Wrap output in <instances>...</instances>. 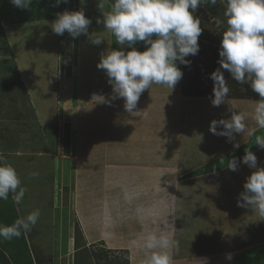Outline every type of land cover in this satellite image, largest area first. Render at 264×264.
I'll return each mask as SVG.
<instances>
[{
	"label": "rangeland",
	"instance_id": "1",
	"mask_svg": "<svg viewBox=\"0 0 264 264\" xmlns=\"http://www.w3.org/2000/svg\"><path fill=\"white\" fill-rule=\"evenodd\" d=\"M4 1L5 19L0 14V154L16 169L27 192L19 206L13 203L11 194L8 200H0V225H11L20 216L36 209L40 217L29 233L10 241L0 239V250L10 264H119L122 261L124 264L123 259L128 264H142L144 253L139 250V254L131 231L140 227L139 215L131 208L121 214L111 213L110 203L115 209L116 198L120 206L128 201L126 183L133 174L118 170L123 169L119 166L149 165L136 171L139 182L134 177L136 185L149 187V184L162 182L158 174L162 163L145 153L144 142L133 141L139 135L137 126L130 120L136 117L135 122H138L143 116L151 117L152 112L147 110L154 107L165 113L162 116H166L168 129L163 131L167 134L169 126L176 125L175 119H180L178 124L182 129L179 132L183 134L202 132L209 121V113L200 115V110L193 108L201 101L211 102L213 81L209 77L219 67L218 50L227 27L222 0L195 11L202 28L198 38L200 50L198 55L186 57L191 61L190 66L178 64L182 79L171 91L153 85L142 93L134 113L124 110L123 99L107 105L95 103L93 97L100 94L107 98L112 94L108 77L97 64L109 48L120 50L115 37L102 23H96L97 19H103L101 11L110 8V0H105L102 10L98 8V0H84L83 3L68 0L58 6L56 0H32L27 10L14 7L9 0ZM81 8L92 21L88 35L81 34L73 39L67 32L56 35L51 31L49 26L57 13ZM218 20L222 23H217ZM90 38H102L104 42L97 46ZM134 47L142 52L146 46L138 42ZM211 50L215 51V57L210 56ZM224 78L230 89L225 103L234 106L241 102L239 100L249 101L244 102L249 108L236 109L247 114L246 123L252 127L253 101L259 99L258 95L250 85L234 81L227 71H224ZM256 97L258 99H254ZM179 101L188 105L187 115L188 107L194 110L192 118H185ZM162 102L166 104L165 109L159 105ZM202 104L203 108L208 107L205 102ZM175 110L179 112L175 114ZM223 113L217 108L214 114ZM185 160L184 155L180 164H189ZM33 172L38 176L32 177ZM172 187L167 188L170 193L174 190ZM197 188L192 186L186 190L192 199L195 197L197 202L206 205L202 207L208 206L211 213H215L211 208L215 201H204L206 193L198 192ZM177 190H181L180 186ZM139 195L142 198L138 201L150 198L157 204L160 200L155 194L145 197L142 192ZM153 223L156 227L162 226L156 220ZM193 226L188 223V229ZM94 228L102 235L107 233L108 240L86 246L99 238L96 233L91 234ZM83 229L88 231L85 241L81 235ZM128 239L132 240L128 243ZM199 241L190 243L199 244ZM94 250L107 251V258L98 263L92 256Z\"/></svg>",
	"mask_w": 264,
	"mask_h": 264
},
{
	"label": "clouds",
	"instance_id": "2",
	"mask_svg": "<svg viewBox=\"0 0 264 264\" xmlns=\"http://www.w3.org/2000/svg\"><path fill=\"white\" fill-rule=\"evenodd\" d=\"M9 2L18 9L27 10L32 0ZM62 2L68 0H56V5ZM222 3L227 27L221 35L219 67L209 77L213 81L211 104L214 107L225 104L230 92L224 78V71H227L234 81L250 85L258 95L259 99L253 102L251 118L259 129H264V0H222ZM207 4L214 6L217 0H112L110 8L101 11L103 19H97L96 23H102L115 37L120 50L109 48L97 64L108 77L112 94L107 98L94 94L96 103L110 105L116 99H123L124 110L134 113L142 93L153 85L167 87L170 91L174 89L183 77L178 64L190 66L191 61L186 57L199 53L198 38L202 28L194 13ZM104 7L105 0H98V8ZM56 16L49 26L54 34L67 32L73 39L81 34L88 35L92 21L85 16L83 8ZM90 39L97 46L104 42L102 38ZM138 42L146 46L144 51L136 50L134 45ZM125 48L130 50L125 51ZM247 118L246 113L231 107L230 117L213 120L209 131L226 137L229 142L235 141V134L247 132L248 137H252L255 129H248ZM218 128L222 130L217 131ZM255 144L264 149V136L255 135ZM239 147V143H233V148ZM239 163L255 171L247 177L237 206L264 218V167L257 166V157L247 148L239 162L233 157L226 167L236 171ZM31 175L36 177L38 173ZM26 192L16 169L0 154V200H8L11 194L13 203L19 206ZM39 217L40 211L36 209L20 216L11 225H0V239L10 241L29 233ZM142 247V264H172L171 251L179 245L166 234L149 231Z\"/></svg>",
	"mask_w": 264,
	"mask_h": 264
},
{
	"label": "crops",
	"instance_id": "3",
	"mask_svg": "<svg viewBox=\"0 0 264 264\" xmlns=\"http://www.w3.org/2000/svg\"><path fill=\"white\" fill-rule=\"evenodd\" d=\"M0 1L5 4L4 0ZM3 5L0 3V14L2 16ZM239 101H241L238 103L239 105L229 106L225 103L219 107H211L209 101L199 102L201 107L198 106L193 109L200 110V115L205 112L209 113L207 117L209 121L202 132L194 135L179 132L182 129L178 124V122H181L180 119H175L176 125L174 127L169 126L171 128L168 134L164 132L163 129H168L167 121L164 119L166 116L163 118L165 113H161L154 107H149L147 110L150 113L152 112L151 117L146 118L143 116L138 122H135L136 117L130 120V122L134 121V125L138 129L136 132L139 135L133 141L137 143L144 142L145 153L162 163L161 167H158L160 171L158 174L159 177L161 176L162 182L149 184V187L148 185L147 187L142 186L140 183L136 185L137 181L134 179V177H137L139 182V174L136 171L146 169L149 165H123L119 166L123 169H118L120 171H131L133 175L126 183V187L129 188L127 192L128 201L120 206L119 198H116L117 206L115 205L114 209L110 203V212L114 211L121 214L125 209L131 208V211L135 210V213L139 215L137 219L140 227L131 230L132 239L137 241L138 251L141 250L144 253L143 239L152 229V232L166 234L178 242V249L171 251L172 264H264V218L259 217L255 212L252 213L250 209L237 206V200L239 194L243 191V185L255 169H249L242 163H239L236 171H230L226 167L227 161L233 157L239 162L244 156L246 148L257 157V166L264 167V149H260L255 144V135L264 136V129H259L252 119V127L246 123L248 129H255V135L251 137L252 139L250 138V141H248L249 137L246 132L235 134V141L233 142H229L226 137L214 135L209 131L210 123L213 120L218 121L230 117L231 107L239 108L243 106L244 108L246 106V108H249L244 103L249 101ZM204 102L208 106L207 108H203L205 107L202 106ZM162 103L159 105L164 106L165 109L166 104L162 105ZM178 103L179 108L182 107L183 109L185 118H192L194 110H189L190 107H188L189 113L187 115L185 108L188 105L181 101ZM217 108L222 113L224 112L223 116L214 114ZM178 112L177 110L174 111L175 114ZM178 117L176 115V118ZM191 126L193 127L189 123V127ZM221 130V128L217 129V131ZM193 139H196L197 142ZM233 143H239L240 147L233 148ZM149 150L155 153H151ZM184 155L186 163L189 164L184 165L183 162L180 164L179 160ZM171 185L173 187L170 189L174 190L170 193L167 188ZM137 186H139L138 190L135 189ZM179 186L181 190H177ZM192 186H198V192L206 193L207 197L204 201L207 199L215 201L211 207L215 210V213H211L210 209L207 208L208 206L202 207L206 205L197 202V198L192 199L193 196L186 190ZM141 187L145 197L155 194V198L160 199L159 202L156 204L154 199L150 201V198L138 201L142 198L139 195L142 193ZM100 220L102 221V218ZM153 220L160 222L162 226L156 227ZM188 223L194 226L188 229ZM203 223L205 224L203 225ZM84 230L86 229L82 230V236L85 241L88 231ZM94 230L91 231V234L96 233L99 238L90 243L85 242L86 246L103 241L107 242L108 239L105 238L107 233L102 235L97 229L94 228ZM121 234L124 233L121 232ZM132 239H128L127 242L129 243ZM200 239L203 241H199ZM111 240L109 238V242ZM192 240L200 243H190ZM111 249H114V247H111ZM129 253L132 257L130 251ZM137 260H140V257Z\"/></svg>",
	"mask_w": 264,
	"mask_h": 264
},
{
	"label": "trees",
	"instance_id": "4",
	"mask_svg": "<svg viewBox=\"0 0 264 264\" xmlns=\"http://www.w3.org/2000/svg\"><path fill=\"white\" fill-rule=\"evenodd\" d=\"M112 3V0H110V2H109V4H111ZM2 5L4 4L3 2L1 3ZM3 18H4V16H3ZM5 19V18H4ZM212 51V50H211ZM211 53V57H215V51H212V52H210ZM103 84H105L106 85V83H103ZM210 97H212V96H210ZM254 99H258V97H256V98H254ZM2 218V217H1ZM23 241H24V244H26V240H24L23 239ZM26 246V245H25ZM27 253H28V250H27ZM82 256V255H81ZM92 256H93V258L95 259V261H99V260H102V259H105V258H107V251L105 252V253H103V252H99V251H93V254H92ZM123 260H125L124 261V264H128L127 263V260L126 259H123ZM118 262H120V261H118ZM99 263V262H98ZM0 264H10L9 263V259H8V257L7 256H5V254H4V252L3 251H1L0 250ZM119 264H123V261L121 262V263H119Z\"/></svg>",
	"mask_w": 264,
	"mask_h": 264
}]
</instances>
